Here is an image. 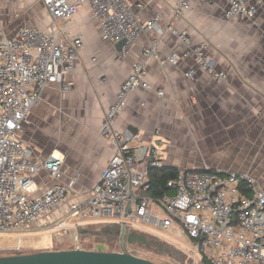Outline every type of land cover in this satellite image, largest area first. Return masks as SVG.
<instances>
[{
	"label": "built area",
	"instance_id": "2783aa9c",
	"mask_svg": "<svg viewBox=\"0 0 264 264\" xmlns=\"http://www.w3.org/2000/svg\"><path fill=\"white\" fill-rule=\"evenodd\" d=\"M41 1L51 18L45 28L21 25L9 36L0 20V233L32 227L55 228L62 234L73 230L75 248H81L77 229L82 222L116 221L146 232L156 228L177 237L185 235L189 246L186 254L192 264H197L201 256L210 264H264V189L251 175L210 169L177 170L166 181L171 194L152 197L145 193L149 188L148 169L164 166L160 152L152 143L137 142L130 129L114 128L128 95L140 86L151 87L142 80L146 73L142 61L132 63L103 114L99 134L113 145L114 152L85 199L71 195L78 174L62 182V155L51 152L45 158L31 157V150L17 133L30 111L39 105L49 82L60 83L62 91L70 89L66 76L84 47L80 35L67 42L56 40L62 24L86 4L103 40L113 44L124 41L118 53L124 57L141 34L159 27L160 20L159 14L142 20L139 11L143 4L137 3L134 9L131 0ZM225 2L226 19H253L264 0ZM188 8L189 0H177L174 12L180 15ZM172 33L190 46L189 51L161 58L157 44L151 43L142 50L144 58L177 65L193 55L195 63L213 78H227V73L215 69L205 56V42L191 46L186 32ZM193 75V69L185 72L187 78ZM157 94L162 96L163 91ZM41 171L55 183L32 195L34 176ZM12 249L22 250L21 240Z\"/></svg>",
	"mask_w": 264,
	"mask_h": 264
},
{
	"label": "crops",
	"instance_id": "0c3cea01",
	"mask_svg": "<svg viewBox=\"0 0 264 264\" xmlns=\"http://www.w3.org/2000/svg\"><path fill=\"white\" fill-rule=\"evenodd\" d=\"M139 2L142 20L159 14V27L141 34L124 57L118 56L116 44L101 38L86 4L62 24L56 40L67 42L80 35L84 47L66 76L70 89L62 91L60 83L49 82L39 105L17 133L31 157L62 155V182L78 174L71 195L85 199L114 152L99 134L103 114L132 63L142 61L146 71L142 80L151 87L140 86L128 95L114 128L130 129L137 142L155 145L167 167L249 174L264 189V2L253 19H226L225 0H189V8L180 15L174 12L177 0H131L134 9ZM42 11L43 21L38 18L39 22L23 25L45 28L51 18L46 9V14ZM2 24L9 36L21 26ZM172 30L186 32L191 46L205 42V56L227 78H213L195 63L193 55L177 65L144 58L142 50L151 43L157 44L161 58L189 51L190 46ZM188 69L194 70L192 78L185 76ZM34 180L32 195L55 183L45 171ZM50 230L57 231L55 237L63 233ZM23 249L53 250L50 246Z\"/></svg>",
	"mask_w": 264,
	"mask_h": 264
},
{
	"label": "rangeland",
	"instance_id": "374dc122",
	"mask_svg": "<svg viewBox=\"0 0 264 264\" xmlns=\"http://www.w3.org/2000/svg\"><path fill=\"white\" fill-rule=\"evenodd\" d=\"M45 9L41 4L40 0H0V20L6 23L14 22L15 26L23 25V24H34V22H39L40 20V10ZM46 14V12H45ZM39 18V20H38ZM42 19V18H41ZM43 21V20H40ZM94 221L87 220L84 224H94ZM149 235L157 237L160 241L167 242L172 244L177 249L181 250L184 253H187L189 250V246L187 245V237L185 235H181L177 237L173 234H169L163 232L156 228H149ZM57 231L50 229H21L19 231L14 232H1L0 233V253H11L16 252L12 248L18 245L19 240H21L22 247H52L53 250H66L75 248L77 245V241L74 239V232L70 230L68 233L57 235L54 234ZM82 248L88 250H101L108 248L109 245L106 246L100 245L99 242L95 240L93 236L86 235L80 239L78 242ZM116 249V247H115ZM127 252L151 259V261H156L157 263H167L174 264L172 260L168 257L160 256L154 253L151 250H146L142 247L138 246H126ZM121 251V249H118ZM20 252L29 253L30 249H22ZM16 254V253H15ZM188 257V264H192V260ZM196 259H199V256L194 255ZM198 264H202L199 263Z\"/></svg>",
	"mask_w": 264,
	"mask_h": 264
},
{
	"label": "trees",
	"instance_id": "16d2710c",
	"mask_svg": "<svg viewBox=\"0 0 264 264\" xmlns=\"http://www.w3.org/2000/svg\"><path fill=\"white\" fill-rule=\"evenodd\" d=\"M177 173V170L172 167L162 166L158 168H149L147 176L148 190L145 191L152 197H159L165 193H172L170 187L166 185L168 179L173 178ZM247 193L248 190H245ZM94 224L79 225L77 234L79 241L86 235L93 236L100 245H109V249L106 251H118L120 248V224L116 221H95ZM126 246H138L146 250H151L154 253L168 257L174 264H188L187 254L164 241H160L157 237L151 236L148 232L139 228L127 226L125 233V247ZM116 247V249H115ZM82 248V246H81ZM84 249V248H83ZM15 253H24L20 251L11 253H0L1 255H12ZM151 260V259H150ZM156 262V261H155ZM199 263L210 264L209 261L201 256ZM167 264V263H162ZM198 264V263H197Z\"/></svg>",
	"mask_w": 264,
	"mask_h": 264
},
{
	"label": "water",
	"instance_id": "95a60500",
	"mask_svg": "<svg viewBox=\"0 0 264 264\" xmlns=\"http://www.w3.org/2000/svg\"><path fill=\"white\" fill-rule=\"evenodd\" d=\"M124 41L116 43L120 49ZM127 225H120L121 251L88 250L73 248L66 250H39L29 253L1 255L0 264H160L127 252L125 233Z\"/></svg>",
	"mask_w": 264,
	"mask_h": 264
}]
</instances>
